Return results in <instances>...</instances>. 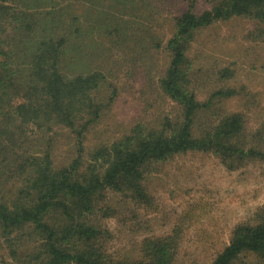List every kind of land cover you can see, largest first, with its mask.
Returning <instances> with one entry per match:
<instances>
[{
    "label": "trees",
    "instance_id": "1",
    "mask_svg": "<svg viewBox=\"0 0 264 264\" xmlns=\"http://www.w3.org/2000/svg\"><path fill=\"white\" fill-rule=\"evenodd\" d=\"M239 18L252 22L246 39L264 43V0H0L1 262L176 264L179 223L117 253L105 222L153 208L148 175L189 152L211 153L229 172L257 163L264 175V120L248 130L227 108L247 103L238 62L202 68L188 54L209 27ZM207 75L214 88L198 100ZM115 81L169 109L110 128L116 135L96 132L123 94ZM245 257L264 264V206L208 264Z\"/></svg>",
    "mask_w": 264,
    "mask_h": 264
},
{
    "label": "rangeland",
    "instance_id": "2",
    "mask_svg": "<svg viewBox=\"0 0 264 264\" xmlns=\"http://www.w3.org/2000/svg\"><path fill=\"white\" fill-rule=\"evenodd\" d=\"M169 12L172 10L169 9ZM253 30L252 22L247 19L215 24L209 27L208 33L198 38L199 41L193 43L188 52L191 58H197L196 64L202 68H206L207 64L213 68L209 60L222 66L238 62L237 67L232 68L237 70L241 84L248 88L247 103L243 107L239 97H235L227 102V108L245 115L248 130L256 128L264 120V43L259 39H246V35ZM160 35L169 38L170 26L161 28ZM206 36L207 41L196 44ZM198 47L202 53L200 56L195 51ZM157 62L165 67L167 59L160 53ZM218 65L214 68H218ZM141 73L137 74L138 83L143 79L144 73ZM205 77L206 81L197 89L198 100H204L207 91L214 88L210 77ZM116 86L123 94L117 98L106 120L95 129L100 134L108 131L116 135L118 131H111L110 128L122 125L120 127L124 129L138 114L139 118L150 120L169 109L170 104L163 102V97L157 93H152L154 96L144 105L135 96L136 87L130 88L125 81L118 82ZM88 138L93 141L94 137L89 134ZM64 150V147L57 150L58 157L64 155ZM219 161L218 157L208 152H189L162 170L149 174L146 188L154 207L147 208L148 211L130 208L122 214L121 220L105 222L112 233L109 251L119 253L120 249V252L132 250L143 237L168 235L174 224L179 223L183 228L176 264H208L228 244L234 227L250 221L255 211L264 206L262 166L254 163L229 172ZM6 262L0 261V264H9ZM241 264L254 263L251 257H245Z\"/></svg>",
    "mask_w": 264,
    "mask_h": 264
}]
</instances>
